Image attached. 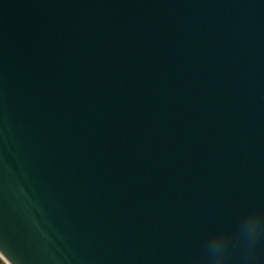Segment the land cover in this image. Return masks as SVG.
Segmentation results:
<instances>
[{"label":"water","instance_id":"95a60500","mask_svg":"<svg viewBox=\"0 0 264 264\" xmlns=\"http://www.w3.org/2000/svg\"><path fill=\"white\" fill-rule=\"evenodd\" d=\"M253 210L264 0H0L12 263L201 264L224 231L225 264H264Z\"/></svg>","mask_w":264,"mask_h":264},{"label":"clouds","instance_id":"9594fccd","mask_svg":"<svg viewBox=\"0 0 264 264\" xmlns=\"http://www.w3.org/2000/svg\"><path fill=\"white\" fill-rule=\"evenodd\" d=\"M262 220H264V213L255 210L250 212L240 226L237 237L240 239H248L254 235H259L262 231H264ZM212 240H217L221 243L212 247L208 246L205 256L202 258L201 264H225L228 247V234L224 231H218L212 237ZM11 260L13 261V259ZM13 264H15L14 261Z\"/></svg>","mask_w":264,"mask_h":264},{"label":"bare ground","instance_id":"6f19581e","mask_svg":"<svg viewBox=\"0 0 264 264\" xmlns=\"http://www.w3.org/2000/svg\"><path fill=\"white\" fill-rule=\"evenodd\" d=\"M0 264H13L1 250H0Z\"/></svg>","mask_w":264,"mask_h":264}]
</instances>
